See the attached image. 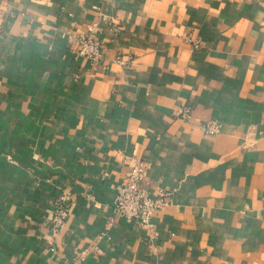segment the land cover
Returning a JSON list of instances; mask_svg holds the SVG:
<instances>
[{
    "label": "crops",
    "instance_id": "crops-1",
    "mask_svg": "<svg viewBox=\"0 0 264 264\" xmlns=\"http://www.w3.org/2000/svg\"><path fill=\"white\" fill-rule=\"evenodd\" d=\"M138 162L153 237L114 215ZM0 264H264V0H3Z\"/></svg>",
    "mask_w": 264,
    "mask_h": 264
},
{
    "label": "built area",
    "instance_id": "built-area-1",
    "mask_svg": "<svg viewBox=\"0 0 264 264\" xmlns=\"http://www.w3.org/2000/svg\"><path fill=\"white\" fill-rule=\"evenodd\" d=\"M3 0H0V9ZM99 28L97 24H90L86 30L74 36L78 45V52L81 56L96 62L101 58V51L104 45L98 37ZM191 111L188 108H182L178 111V116L189 118ZM204 131L215 136L220 132V125L217 123H208L203 126ZM146 169L143 163L138 162L131 171L128 182L118 185L114 201V215L127 218L142 228L150 231L151 237L154 236L153 217L155 213L163 206V193L160 196L153 197L145 185ZM69 197L62 195L61 199L54 206V214L51 219V226L57 230L66 225L70 215Z\"/></svg>",
    "mask_w": 264,
    "mask_h": 264
}]
</instances>
